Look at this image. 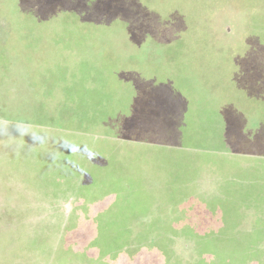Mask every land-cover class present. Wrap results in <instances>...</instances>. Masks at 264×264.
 Here are the masks:
<instances>
[{
  "label": "rangeland",
  "instance_id": "obj_1",
  "mask_svg": "<svg viewBox=\"0 0 264 264\" xmlns=\"http://www.w3.org/2000/svg\"><path fill=\"white\" fill-rule=\"evenodd\" d=\"M114 166L151 203L127 253L200 204L264 227V0H0V264H96L65 227L105 214Z\"/></svg>",
  "mask_w": 264,
  "mask_h": 264
},
{
  "label": "trees",
  "instance_id": "obj_2",
  "mask_svg": "<svg viewBox=\"0 0 264 264\" xmlns=\"http://www.w3.org/2000/svg\"><path fill=\"white\" fill-rule=\"evenodd\" d=\"M114 168L119 173L113 172L115 178H112L110 185L105 184V214L97 218L78 219L80 222L74 225L68 224L65 227L64 252L72 251L73 254H77V249L73 248L76 242L83 245V235L79 233L75 235L74 230L69 234V231L74 226L88 225L92 229L91 236H94L96 248L93 253L86 255L91 257L96 264H180L172 260L168 234L171 237L183 236L194 241L198 258L194 264H246L249 260L259 262L260 250H257L255 246L264 238V227L257 229L254 226L250 233L239 232L236 229L239 216H233V209L226 206L228 203H223L225 207L221 208L222 210L215 205L209 204L208 206L210 214H219L220 217L222 215V222L227 224L223 230L217 232L208 230L209 227L206 225L210 226L211 223L203 224L205 214L202 213L201 216V212H195L200 208V204L193 208L191 213L189 212L182 228L179 227L182 221L180 219V222L173 223L166 228L167 230L159 231L153 241H148L149 233L155 228L152 222L146 227L147 231L139 234L135 239L137 248L127 253L125 247L132 233L131 222L138 216H145L150 210L151 203L143 191L141 180L139 183L131 178L129 173L125 174L121 168L115 166ZM127 193L131 194L127 195ZM206 212L208 213V210ZM104 230L105 233H103ZM78 254L81 255V252Z\"/></svg>",
  "mask_w": 264,
  "mask_h": 264
},
{
  "label": "crops",
  "instance_id": "obj_3",
  "mask_svg": "<svg viewBox=\"0 0 264 264\" xmlns=\"http://www.w3.org/2000/svg\"><path fill=\"white\" fill-rule=\"evenodd\" d=\"M112 74H115V73H112Z\"/></svg>",
  "mask_w": 264,
  "mask_h": 264
}]
</instances>
